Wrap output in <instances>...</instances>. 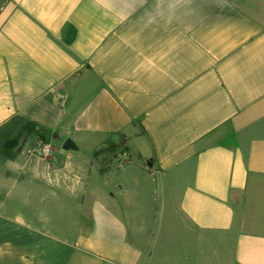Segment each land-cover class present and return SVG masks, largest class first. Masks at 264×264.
I'll return each mask as SVG.
<instances>
[{"label":"crops","instance_id":"1","mask_svg":"<svg viewBox=\"0 0 264 264\" xmlns=\"http://www.w3.org/2000/svg\"><path fill=\"white\" fill-rule=\"evenodd\" d=\"M25 122L61 143L0 178L80 213L1 264H264V0H0V144Z\"/></svg>","mask_w":264,"mask_h":264},{"label":"rangeland","instance_id":"2","mask_svg":"<svg viewBox=\"0 0 264 264\" xmlns=\"http://www.w3.org/2000/svg\"><path fill=\"white\" fill-rule=\"evenodd\" d=\"M17 130L18 128H15L11 137L16 136ZM39 133L29 136L23 145L28 144L32 156H38L35 150L36 144L42 138L52 148L61 143V138L54 140L49 135L43 136L41 132ZM24 136L23 133L20 142ZM1 147L2 143L0 150ZM115 152L114 154L109 153L108 156H115ZM79 154L86 156L84 152ZM7 164L0 154L1 174L5 173ZM26 167L28 170L33 168L30 165ZM79 213L72 195L63 188L41 185L38 179L25 175V173L22 177L8 175L0 178V250L6 252L13 244H20L23 248L41 250V219L68 222L75 216L79 217ZM2 259L5 262L7 257Z\"/></svg>","mask_w":264,"mask_h":264},{"label":"trees","instance_id":"3","mask_svg":"<svg viewBox=\"0 0 264 264\" xmlns=\"http://www.w3.org/2000/svg\"><path fill=\"white\" fill-rule=\"evenodd\" d=\"M40 128L38 127V125L34 122H25L21 128L19 129L18 133L16 134V136L12 137V138H6L3 142H2V147L0 150V154L7 158V159H12L14 158V156L20 152L22 146L24 145V143L26 142L27 137L31 136V135H36V134H40ZM25 134L24 138L22 139V141L20 142L21 139V135ZM41 135L42 132H41ZM43 139V138H42ZM44 140V139H43ZM71 142L69 140H67L64 143V147L65 148H71ZM119 145H115V144H109L107 145L105 148H102L98 151L95 152V154L98 153H102V152H108L110 154H114V152L119 149ZM14 150V152H13Z\"/></svg>","mask_w":264,"mask_h":264},{"label":"built area","instance_id":"4","mask_svg":"<svg viewBox=\"0 0 264 264\" xmlns=\"http://www.w3.org/2000/svg\"><path fill=\"white\" fill-rule=\"evenodd\" d=\"M35 150H36V154L38 155L37 157L48 158L49 156L52 155L53 148L49 143L41 139L37 141ZM117 151H118L117 153L115 152L116 153L115 159L119 165L123 164L125 161H128L129 156L125 150L117 149Z\"/></svg>","mask_w":264,"mask_h":264}]
</instances>
